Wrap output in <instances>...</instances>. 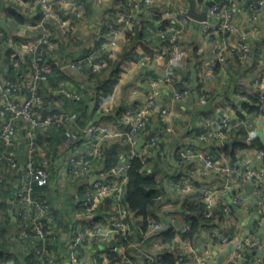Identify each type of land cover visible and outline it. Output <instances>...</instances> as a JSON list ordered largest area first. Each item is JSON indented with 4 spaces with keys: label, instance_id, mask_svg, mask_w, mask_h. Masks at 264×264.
Wrapping results in <instances>:
<instances>
[{
    "label": "crops",
    "instance_id": "0c3cea01",
    "mask_svg": "<svg viewBox=\"0 0 264 264\" xmlns=\"http://www.w3.org/2000/svg\"><path fill=\"white\" fill-rule=\"evenodd\" d=\"M206 1L199 3L197 0L198 10ZM54 2L62 20L50 22L49 44L32 54L27 46L39 33L37 0H0V68L3 74L9 80L22 81L23 89H28L25 84H29L33 63L42 66L45 76L39 88L48 93L52 102L39 107L37 112L44 114L59 109L72 116V120L65 121L61 127L51 126L47 133L37 135L36 148L30 151L25 122L12 118L0 99V123L13 121L15 125L11 143L0 142V155H12L15 160L14 163L0 160V262L30 264L34 256L31 223L19 202L20 191L31 184L51 206L49 221L53 235L49 252L56 256L58 264H70L71 244L79 232H85L87 237L74 250L79 253L82 264H111L107 243L118 235L110 217L111 210L105 207L87 215L82 213L81 197L86 186L81 178L66 171V157L72 148L64 145L65 135L69 132L82 135L87 126L94 124L92 139L104 153L101 165L121 162L130 151L122 134L124 112L144 100L153 88L159 89V95L150 117V127L155 130L158 142L153 148L148 147L149 156L141 172L153 176L159 190L156 202L148 209L147 220L161 222L163 229L154 232L151 220L146 229H141L143 216L131 217V241L122 243L117 253L136 257L137 248L152 249L154 242L164 240V231L170 226L175 231L174 248L180 255L177 264H197L198 256L204 255L206 250L212 253L209 264H215L219 255L225 256L221 264H226L234 242L245 235H252L264 243V223L256 230L251 222H244L254 208L249 196L241 208L232 206L231 201L233 194H245V182H241L243 170L254 164L264 167L263 159L256 157L257 145L247 140L250 127H256L264 136V97H261L264 90V6L258 8V17L254 20L252 6L256 0H236L232 21L237 31L226 38V43L230 46L237 45L238 41L247 42L250 52L245 59L231 52H226L224 59H218L212 51L219 41L216 34L205 36L203 22L191 20L182 29L187 56L174 60L163 48L158 34L159 21L142 4L136 9L132 0H76L75 5L71 0ZM188 4L187 0H155L157 12L169 21L177 20ZM104 54L109 58L108 64L93 74L92 59ZM77 58L85 60L82 69L70 68L69 62ZM211 61L215 63L213 74L205 79L200 67ZM9 63H13L12 70L8 68ZM117 68H120L118 80L109 98L95 107L98 85ZM183 89H189L188 96L174 98L173 92ZM64 90L78 97L60 96ZM162 105L167 106L163 119L160 116ZM222 117L230 119V127L222 140L196 142L195 135L200 130L212 127L210 122ZM44 143L50 148L46 149ZM185 144L217 155L216 164L226 166L234 175L232 189L224 186L226 180L217 170L204 176L201 173L203 165L196 158L181 166L179 150ZM236 144L244 146L235 147ZM106 147H114L115 151L106 153ZM227 147L233 148L234 159L224 157ZM137 149L141 154L147 148L141 141ZM73 151L81 152L83 147L75 146ZM45 156L50 160L47 174L29 180L28 168ZM207 185L216 188L217 207L226 203L229 211L218 215L210 226H201L192 238H184L181 228L189 223L187 205L200 202ZM95 229L96 236H93L91 233ZM222 236L229 237L230 241H223ZM135 241L140 245L133 246ZM245 253L248 257L255 254L249 248ZM253 261L241 264H253Z\"/></svg>",
    "mask_w": 264,
    "mask_h": 264
},
{
    "label": "built area",
    "instance_id": "2783aa9c",
    "mask_svg": "<svg viewBox=\"0 0 264 264\" xmlns=\"http://www.w3.org/2000/svg\"><path fill=\"white\" fill-rule=\"evenodd\" d=\"M63 1V0H61ZM65 1V0H64ZM72 4L75 5L76 0H71ZM37 4L40 9V17L38 20L39 33L34 40L27 46L30 53H36L38 47L41 44H49L51 37L50 22L55 21L60 23L62 20L61 15L55 8L54 0H37ZM140 4L146 7L151 14L157 12L155 0H132V6L139 8ZM236 6V0H230V5H220L219 1L214 2L209 6L208 9V20L202 21L203 34L205 36L216 34L219 40L214 47H212L213 53L218 59H224L226 52L236 54L239 58L245 59L249 52L250 46L247 42L238 41L237 45H230L226 43V38L237 31V27L233 24L232 18ZM264 6V0H256L252 11L254 14L253 19L258 17V8ZM142 7V6H141ZM190 17L186 13H180V17L177 20H170L163 28H159L158 34L163 40V48L170 54L174 60H183L188 53L187 47L185 46L182 29L189 21ZM83 58H77L70 61L68 66L74 69H82L84 65ZM108 64V61L103 58H98L97 61L91 64V68L94 72H99ZM214 62L201 65V76L205 79L210 78L213 74ZM45 68H40L36 63H33L32 71L30 73L29 84L27 91H23V82L18 81L16 83H9L3 71L0 68V99L4 101L6 110L11 114L12 118L21 119L26 124V134L30 139L29 150H35L34 145L37 130H46L53 124H63L65 121H71L72 116L67 113H52L46 112L39 114L37 109L41 106L50 105L52 102L51 98L38 93L37 91V80ZM264 85V76L262 78ZM63 94L70 98H77V94L63 91ZM189 89L175 90L173 92L174 98H183L188 96ZM159 95V89L153 88L146 98L129 109L125 110L123 118L125 123V129L123 136L130 146L128 157L121 162L116 163L112 166L101 165L104 158L103 149L96 141H93L92 136L94 135L95 126L90 124L84 129V133L75 134L69 132L65 137V146L72 148L67 154L66 164L68 174L81 178L86 186V191L81 197L82 213L88 214L94 212L100 205L104 203V199L107 197L112 198V209L110 211V217L112 224L116 228L118 235L130 236V220L131 217L136 216L133 210H131L126 204V187L128 182L127 170L130 164V160L133 156H140L142 162L148 159L149 153L148 147L153 148L158 142L157 134L155 130L150 127V117L153 113L154 107L157 104V97ZM264 97V90L261 94ZM204 101V98H202ZM161 119L165 118L167 113V106L162 105ZM212 127L203 128V132L195 135L196 142L207 143V142H218L222 140L230 127V119L228 117H222L218 121L212 120L210 122ZM15 131V125L13 121L1 122L0 123V142L10 144L12 141V133ZM259 130L256 127H250L247 132V140L250 144L259 137ZM144 142L147 149L144 153L139 154L138 149L136 150L139 142ZM46 144V143H45ZM83 147V151L74 152V148ZM256 157L263 159L264 150L256 149ZM6 159L11 163L15 160L12 155L2 156L0 160ZM198 159L203 165L201 173L206 176L210 174L212 170H217L221 173L224 180H226L224 186L228 189H232L234 184V175L229 172L227 167L216 164L217 155L204 152L201 150H195L191 145L185 144L179 150L178 161L181 166H186L191 163L194 159ZM143 164V165H144ZM50 167L49 157L45 156L40 160L37 165H32L27 170V176L29 180L36 175L47 174ZM241 182L256 184L253 192L259 198V207L261 216L264 218V172L256 168L254 165L246 167L241 174ZM185 191L184 187L181 188ZM243 192H237L233 194L231 201L233 203L241 202V206L246 205V197ZM248 198V197H247ZM250 198V197H249ZM202 200L205 203V214L207 217H214L215 209L219 199L216 193V188L206 186L202 192ZM19 202L23 205L27 218L31 223L30 230L34 233L35 237L40 239L39 244H35L34 249L38 256L37 264H58L56 256L50 254L49 248L46 245L47 234L51 231V228L45 222L46 213L50 207L46 200H40L34 196L33 188L31 184H28L19 193ZM221 207V213H227L229 207L226 203L219 204ZM151 220L150 224L154 232L158 233L163 229V224L155 220ZM264 223L261 222V225ZM182 231L188 229V225L182 226ZM96 229L91 235L96 236ZM122 232V233H119ZM117 236L115 242L109 240L107 243L108 251H115L121 248V242L118 241L120 237ZM85 232H79L75 235L72 242V251L70 254V264H82L81 257L78 252H75L83 241L86 240ZM222 240L225 242L230 241L229 237L222 236ZM118 241V242H117ZM131 241V240H130ZM131 243V242H129ZM133 246H139L140 242L135 241L132 243ZM165 244L158 240L154 242L152 249L142 248L138 250L137 256L130 254H120L118 260L114 264H144L146 261L148 264H165L162 261V255ZM249 248L254 250L253 257H248L245 253V249ZM263 253L264 243L255 239L252 235H245L241 239L234 242L231 251L228 253L226 258V264H241L247 260L254 259L253 264H263ZM212 253L206 250L204 255H199L197 258V264H209L211 261ZM95 264H103L102 262H96Z\"/></svg>",
    "mask_w": 264,
    "mask_h": 264
},
{
    "label": "trees",
    "instance_id": "16d2710c",
    "mask_svg": "<svg viewBox=\"0 0 264 264\" xmlns=\"http://www.w3.org/2000/svg\"><path fill=\"white\" fill-rule=\"evenodd\" d=\"M199 3L203 2V0H198ZM220 5H226L229 6L230 5V0H219ZM154 17L157 19V21H159V27L163 28L167 23H169V20L166 19H162L160 14L158 12H156L154 14ZM42 47L43 49L46 48V44H41L37 51L39 50V48ZM36 51V52H37ZM100 58L106 59L107 61H109V58L106 54L100 56ZM13 63H9L8 64V68L9 70L13 69ZM40 68H43L42 66H39ZM120 68H117L115 70V72L111 75V77H109L106 80H103L97 87L96 90V96H95V102L96 105L95 107H97V105L104 99L109 98L111 91L115 85V83L118 80V72H119ZM91 72L93 74H96V72H94L91 68ZM45 76V72L42 70L38 80H37V91L38 93L47 96L48 98H50L48 96V93L45 92L43 93L41 91V88H39V84L41 82V79ZM6 78V77H5ZM6 80L9 83H16L19 80H15V79H7ZM24 93L27 91V89H23ZM60 96H64L66 97L63 93ZM76 99V98H74ZM50 112L52 113H60L59 109H51ZM62 124H53L51 126L58 128L61 127ZM49 126L46 130H37L36 132V137L39 134L42 133H47L48 129L51 127ZM204 130H200L198 133L203 132ZM67 135H65L66 137ZM35 137V139H36ZM35 144V141H34ZM45 144V143H44ZM251 145H257L258 148L263 149L264 150V141L261 140L259 137H257L252 143ZM236 146H244V145H240V144H236ZM45 148L49 149V144L46 143L45 144ZM224 157H230L231 159H234V151L233 148L229 149L228 147L225 149V153H224ZM218 158V157H217ZM220 159V158H219ZM4 160H6L4 158ZM263 162H264V157H263ZM39 163V162H38ZM38 163H35L34 165H37ZM143 162L141 160V157L136 155L133 156L130 160V164L127 170V175H128V182H127V187H126V204L127 206L134 211V213L136 215H142L143 216V221H141V229H146V227L149 224V220H147V214H148V209L154 205V203L156 202V197L157 194L159 193V190L156 188V179L153 176L150 175H146L144 173L141 172V168L143 167ZM112 166V165H110ZM43 175H36V177H41ZM33 188V193L34 196L39 198L40 200H46L48 202V200L46 198H44L43 196L39 195V192H37L34 187ZM49 203V202H48ZM50 205V204H49ZM112 209V198L107 197L104 199V203L100 205V208L102 209ZM51 211V206L49 207L47 213H46V217L45 218V222L47 223V225L50 226L51 231L47 234V239H46V245L49 248L50 244L49 241L52 238L53 232H52V226L50 224L49 221V213ZM189 212L194 213L195 216L191 214H189ZM221 215V209L220 208H216L215 209V215ZM186 220H188L189 223H187L188 225V229L185 231L181 230V234L184 238L189 237L192 238L197 231H199L201 226H205L208 225L210 226L212 224V222L214 221V217H207L205 214V203L203 200H201L198 203H189L187 205V211H186ZM32 234L34 235V233L32 232ZM120 237V239H118L119 242L121 243H126L127 241L131 240V236H124L122 235H117ZM174 236H175V231L173 230V228L170 226L168 227L165 231H164V240L162 241L165 244L164 250L161 253L162 255V261L165 264H177L179 259H180V255L178 254V252H176L174 245H173V240H174ZM118 237V238H119ZM40 239H38L37 237H35L34 235V241H33V247L35 246V244H39L40 243ZM117 241V242H118ZM113 242H115V240H113ZM108 256H109V262L111 264H114L115 261L118 260L119 254L115 251H108ZM34 254L32 260L30 261V264H37L38 262V256L37 253L34 249V251L32 252ZM0 264H2L0 262ZM144 264H148V262L146 261Z\"/></svg>",
    "mask_w": 264,
    "mask_h": 264
},
{
    "label": "water",
    "instance_id": "95a60500",
    "mask_svg": "<svg viewBox=\"0 0 264 264\" xmlns=\"http://www.w3.org/2000/svg\"><path fill=\"white\" fill-rule=\"evenodd\" d=\"M187 1L189 4H188V8L185 11V13L188 17H190L191 19H193L195 21H199V22L208 20L209 6L211 4H213L215 0L206 1L201 10H198V8H197V0H187ZM136 36L139 37V31L138 30H137ZM97 59H98L97 57L93 58L92 63L97 61ZM258 135L264 141V136L262 135L261 131H259ZM225 143L231 144V141H226ZM111 151H115V148L114 147H106L105 148L106 153L111 152ZM254 166L264 172L263 166L256 165V164H254ZM255 186H257V185L252 184V183H245L244 184L245 194L250 197V199L252 200L253 206H254L253 212L251 213V215L246 217V220L244 222H246V221L251 222L253 228H255L257 230L260 228L261 222L264 221V218L261 216L260 207H259V198L253 192ZM241 204H242L241 202L233 203L232 206L240 207ZM224 257H225L224 255H219L217 262L215 264H221ZM263 264H264V253H263Z\"/></svg>",
    "mask_w": 264,
    "mask_h": 264
}]
</instances>
